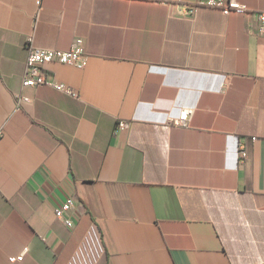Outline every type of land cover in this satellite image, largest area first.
Returning a JSON list of instances; mask_svg holds the SVG:
<instances>
[{
  "label": "crops",
  "instance_id": "crops-1",
  "mask_svg": "<svg viewBox=\"0 0 264 264\" xmlns=\"http://www.w3.org/2000/svg\"><path fill=\"white\" fill-rule=\"evenodd\" d=\"M166 1L0 0V264H264V0ZM30 37L84 41L46 67L78 99L23 86Z\"/></svg>",
  "mask_w": 264,
  "mask_h": 264
},
{
  "label": "built area",
  "instance_id": "built-area-1",
  "mask_svg": "<svg viewBox=\"0 0 264 264\" xmlns=\"http://www.w3.org/2000/svg\"><path fill=\"white\" fill-rule=\"evenodd\" d=\"M158 4H166V0H152ZM209 8L219 9L224 15L228 16L232 13L236 14H250L245 5L237 2L236 0H207L204 4ZM37 15L43 10V0H36ZM181 14L189 13L195 15L199 8L200 3L192 5L181 6ZM257 22L256 33L264 36V12L255 14ZM28 59L25 70V77L23 81L24 87L36 88L41 86H51L58 92L66 94L72 98L78 99L79 94L71 87L65 86L64 84L55 83L49 80L48 72L46 67L53 63L73 66L79 69L84 68L85 60L87 58L84 41L82 39L74 40L72 47L67 51L39 48L35 46L33 37L28 39ZM1 79V73H0ZM18 104L22 102H30V99L26 96H18ZM194 115V109L185 108L181 110L177 118H170L168 124L171 127L187 128L189 122ZM121 129L128 127L126 121H121L119 124ZM259 138L252 137L253 141H258ZM1 141V132H0ZM238 155L241 160H246L248 157V150L246 147V140L240 139L238 141ZM75 205L74 197H70L61 206L56 209V217L60 220L67 228H74L76 221L73 217V208ZM24 259V254L19 257L10 258L11 263L19 262Z\"/></svg>",
  "mask_w": 264,
  "mask_h": 264
}]
</instances>
